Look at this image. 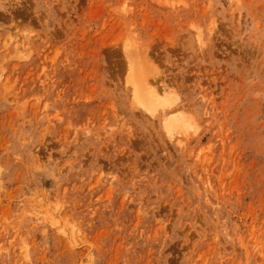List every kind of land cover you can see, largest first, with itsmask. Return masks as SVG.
<instances>
[{"label":"rangeland","instance_id":"1","mask_svg":"<svg viewBox=\"0 0 264 264\" xmlns=\"http://www.w3.org/2000/svg\"><path fill=\"white\" fill-rule=\"evenodd\" d=\"M0 264H264V0H0Z\"/></svg>","mask_w":264,"mask_h":264},{"label":"bare ground","instance_id":"2","mask_svg":"<svg viewBox=\"0 0 264 264\" xmlns=\"http://www.w3.org/2000/svg\"><path fill=\"white\" fill-rule=\"evenodd\" d=\"M159 90L157 88H153V89H151V91L149 89H144L143 91L137 90L136 91V98H137L138 103H140L144 108H146L149 111L153 110L154 109L153 107L157 103V101L161 98L166 97L167 93H168L166 88H162L160 91ZM156 99H157V101H156ZM165 102L167 103V101H165ZM157 104H161V103L159 102ZM181 124L182 123L179 119L169 120L167 122V127L170 131H172V130H175L176 128L180 127Z\"/></svg>","mask_w":264,"mask_h":264}]
</instances>
